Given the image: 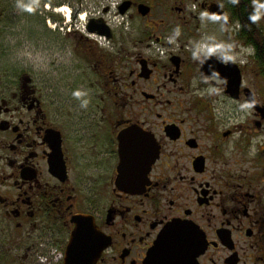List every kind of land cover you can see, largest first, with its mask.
I'll list each match as a JSON object with an SVG mask.
<instances>
[{
	"label": "flooded vegetation",
	"instance_id": "obj_1",
	"mask_svg": "<svg viewBox=\"0 0 264 264\" xmlns=\"http://www.w3.org/2000/svg\"><path fill=\"white\" fill-rule=\"evenodd\" d=\"M242 1L247 40L222 48L243 52L240 62L211 45L162 42L153 31L167 19L123 0L126 34H138L130 13L150 8L141 38L81 35L77 62L54 56L58 77L0 74V264H64L70 243L86 251L78 264H148L170 224L181 227L177 264H264V0H230L233 39ZM175 10L188 28L184 6ZM205 56L238 67L236 97L202 73ZM74 92L91 97H56Z\"/></svg>",
	"mask_w": 264,
	"mask_h": 264
},
{
	"label": "rangeland",
	"instance_id": "obj_2",
	"mask_svg": "<svg viewBox=\"0 0 264 264\" xmlns=\"http://www.w3.org/2000/svg\"><path fill=\"white\" fill-rule=\"evenodd\" d=\"M51 1V0H50ZM59 1L58 6L53 9L47 8L46 0H0V74L18 75L19 71L35 73L38 76L48 74L58 77L51 66L54 56L57 55V62L60 66H67L71 61L77 62L79 58L78 40L82 33L70 28L68 34V25L64 24L65 18L61 13L54 12L58 7L80 10V13L89 11H100V1L94 4L88 3L85 8H81L78 3L69 4V0ZM153 5L152 17L150 21H159L165 18L168 23L165 28L153 31L162 36V42H196L195 47L202 45L208 46L212 54H228L229 58L235 62L243 60V52L237 50L223 51L222 48L230 45L231 42H237L236 36L233 39L231 29L224 27L220 22L211 20L207 8L212 4H217L223 8L219 0H143ZM77 2V0H74ZM183 4H180V3ZM74 5V6H73ZM90 6V7H89ZM184 6L187 11V18L191 25L187 28L180 21L179 13L175 8ZM100 7L99 10H97ZM82 9V10H81ZM75 12H73L74 15ZM76 14V13H75ZM131 23L137 28L138 34H126L124 28L128 22L126 15L119 22L111 16L106 15L108 22L112 26L114 36L110 41L99 42H131L137 36L141 38L143 25L146 20L138 14H132ZM227 20L229 21L228 14ZM50 21L51 26L47 25ZM122 22V23H120ZM171 23H174L171 25ZM122 24V25H121ZM75 25L81 26L77 21ZM149 42H156L155 38ZM199 43V44H197ZM75 51V55L72 54ZM213 66V64H212ZM55 75V76H54ZM62 101L70 103L88 102L90 95L86 93H66L60 94ZM223 99H221L222 101Z\"/></svg>",
	"mask_w": 264,
	"mask_h": 264
},
{
	"label": "water",
	"instance_id": "obj_3",
	"mask_svg": "<svg viewBox=\"0 0 264 264\" xmlns=\"http://www.w3.org/2000/svg\"><path fill=\"white\" fill-rule=\"evenodd\" d=\"M130 7L129 2H124L120 8L119 12L121 15L125 14L128 8ZM150 8L144 4L138 5V13L140 16L145 17L149 14ZM207 12L211 20L220 22L224 27L229 24L227 20L226 12L221 9V7L217 4H212L207 8ZM86 30L90 34H97L99 36L105 37L107 39H111L112 34L110 28L102 21V20H89ZM215 58L211 56H205L203 60V65L201 67V71L207 78L217 77L223 81H225L227 87V93L233 97H236L238 93V88L240 86V73L238 67L233 64H229V68L224 71L223 69L215 68L214 63ZM213 62V63H212ZM212 64H214L212 66ZM123 138L121 142H123ZM80 223V222H79ZM181 231V227L178 224H170L160 235L159 239L156 241L155 246L152 248L151 252L148 255L147 263L148 264H177L180 261L179 254H180V244L172 240H178L179 234ZM83 234V229L79 226L76 227L75 231L72 234L71 241L79 237ZM76 243L69 244L64 264H78L80 261L77 257L80 254H85V250L79 251L75 248ZM94 263V255L91 258V261L86 264H93ZM85 264V263H83Z\"/></svg>",
	"mask_w": 264,
	"mask_h": 264
},
{
	"label": "trees",
	"instance_id": "obj_4",
	"mask_svg": "<svg viewBox=\"0 0 264 264\" xmlns=\"http://www.w3.org/2000/svg\"><path fill=\"white\" fill-rule=\"evenodd\" d=\"M221 4H223V8L225 10L226 13H230V0H219ZM240 4V3H239ZM237 10H236V14H237V19L240 20L241 24H240V29L237 31L236 34V40L237 42H246L247 38H246V26H245V21H247V17H248V13H249V9L247 7L244 6L243 1L241 2V4L239 5ZM260 46H258V51L260 52L259 55V59L262 60L264 59V53L262 51V48L259 49Z\"/></svg>",
	"mask_w": 264,
	"mask_h": 264
},
{
	"label": "built area",
	"instance_id": "obj_5",
	"mask_svg": "<svg viewBox=\"0 0 264 264\" xmlns=\"http://www.w3.org/2000/svg\"><path fill=\"white\" fill-rule=\"evenodd\" d=\"M118 5H119V0L104 1L101 3V8L103 9L105 7H108L109 12H112V11L115 12L117 10ZM85 16H86L85 13L78 15V20H79L78 22L81 26L79 28H78V26H76V27H77V29L81 30L82 32H84V30H85V24H86Z\"/></svg>",
	"mask_w": 264,
	"mask_h": 264
},
{
	"label": "bare ground",
	"instance_id": "obj_6",
	"mask_svg": "<svg viewBox=\"0 0 264 264\" xmlns=\"http://www.w3.org/2000/svg\"><path fill=\"white\" fill-rule=\"evenodd\" d=\"M55 12H57V13H61V12L64 13L66 15V18L67 19L70 17V13H71V11H70V9L68 7L57 8L55 10ZM50 27H52L51 26V23H50ZM42 261L45 263L46 261H48V257H44ZM49 261H50V259H49Z\"/></svg>",
	"mask_w": 264,
	"mask_h": 264
}]
</instances>
